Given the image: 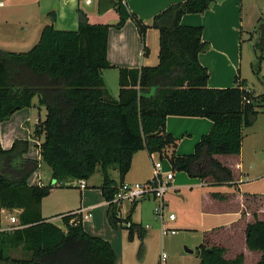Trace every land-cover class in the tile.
Wrapping results in <instances>:
<instances>
[{"label": "trees", "instance_id": "trees-1", "mask_svg": "<svg viewBox=\"0 0 264 264\" xmlns=\"http://www.w3.org/2000/svg\"><path fill=\"white\" fill-rule=\"evenodd\" d=\"M217 1L173 3L146 24L123 0H100L101 11H118L120 18L114 25L92 24L79 10L77 30L49 23L29 50L0 48V120L34 106L35 97L41 95L38 106H44L47 114L44 120L40 118L34 134L44 137L40 160L56 180L43 186L29 183L40 160L24 156L28 140L16 139L9 149L0 144V264H116L110 241L87 231L81 213H63L61 227L43 217L42 199L54 185L87 181L100 168L110 223L114 227L125 223L130 239L137 233L143 240L144 226L133 222L131 214L120 217V204L112 200L137 152L163 155L167 148H176L178 138L166 127L170 115L212 120L210 131L196 143L193 153L172 152L173 170L214 183L234 181L231 168L215 156L241 153L243 129L256 120L261 95L247 91V80L239 75L233 87H208L209 71L199 61V54L209 48L203 40L204 28L181 23L184 14L204 13ZM51 15L55 20V13ZM128 19L136 23L143 42L149 27L159 30V63L119 67V94L114 97L104 78V70L114 67L108 58L109 29L123 27ZM255 47L261 63L264 36ZM111 168L118 170L120 183L111 176ZM3 209L20 210L18 225L12 230L3 228ZM246 246L260 252L257 264H264V219L247 224ZM198 249L200 264H247L244 251L226 257L224 246L207 241ZM16 251L22 255L14 256Z\"/></svg>", "mask_w": 264, "mask_h": 264}, {"label": "crops", "instance_id": "crops-1", "mask_svg": "<svg viewBox=\"0 0 264 264\" xmlns=\"http://www.w3.org/2000/svg\"><path fill=\"white\" fill-rule=\"evenodd\" d=\"M123 1L131 12L137 14L146 24H151L157 13L170 4L184 0ZM244 6L245 0H218L204 13L184 14L181 23L183 25L203 26L204 28L203 40L209 43V48L199 54V61L209 71L208 87H233L236 85L235 77L239 75L241 79L247 80V89L258 95L249 78L242 73V47L244 16L246 15L252 20L251 27H254V21L261 19V17H258L259 13L264 15V2L250 0L245 10ZM79 10L87 14L88 20L92 24L114 25L120 18L115 8L101 11L100 0H0V48L5 51L16 52L29 50L38 41L43 27L49 23H53L58 29L77 30L79 27ZM52 13H55V20H52ZM159 36L158 29L149 27L145 42H143L133 19H128L121 28L111 26L109 29L108 58L114 67L106 70L117 69L119 73V67L157 65L160 49ZM145 45L148 48L147 50H145ZM105 83L107 86L106 78ZM38 100L35 97V104ZM31 108L18 109L10 118L5 121L0 120V144L3 148L9 149L16 139L35 141L40 156L39 145L42 140L39 139L41 137L34 136V129L29 127L33 113ZM39 120L40 117H38L37 123ZM253 125H255V121L248 127ZM166 127L168 132L178 138L176 148H169V155L174 150L179 155L191 154L194 152L196 143L204 134L210 131L212 120L201 116L170 115L167 118ZM261 138L262 136L258 133L257 128L253 129L247 136L244 133L242 150L239 155L215 156L224 165L231 168L234 176L232 182L214 183L210 178L205 180L193 179L185 172H175L172 166L166 168V172H173L174 174L168 191H173L183 198L182 207L186 216L184 219L179 218L178 220V217H176L174 220H169L167 214L164 219L156 217L154 207L157 201L151 196L135 203H129V211L126 216L122 215V207L125 202L120 204V217L125 218L131 214L132 221L142 224L146 229V235L142 240L146 246V252L148 246L158 235L159 230V234L161 233L162 226L167 225L176 228L175 224L177 222L179 225L183 224L184 227H195L197 230L202 231V242L200 244L207 241L210 245L224 246L227 252L244 251L246 256L249 253L257 254L258 262L261 253L251 251L246 246V227L249 222L254 221L256 218L264 219V146H262L264 138ZM246 142L248 145L245 146ZM246 148L248 149V156H250L248 160H245ZM165 152H167V149ZM154 154L149 153L147 150L137 152L124 181L143 182L149 180L154 173V163L160 160L155 161ZM36 182L31 181L29 183ZM117 182L120 183V179ZM91 183L92 186L87 181V187L82 189L80 203L73 206L74 209L63 213L77 209L90 211L92 216L83 220L86 230L93 235H101V237L104 235L105 239L115 244L114 248L110 242L117 255L116 264H127V253H130L135 246L132 247L130 244L140 243L141 239L136 237L130 239L128 228L127 233H120L119 235L118 229L113 230L108 227L109 202L103 196L102 182L100 183L98 179L92 177ZM184 187L189 188L190 191L194 187L201 188L200 195L191 196L193 204H196L199 208L198 212L195 207L194 211H191L189 194L182 195L181 189ZM147 201H151L154 205L152 211L159 220V223H157L158 230L156 228L152 230L150 223H146V225H149L147 228L144 225V221H148L144 210V204ZM5 213H7L9 221L5 225L2 219L3 228L11 224L9 218L11 215L18 217L20 210L3 209L2 215ZM43 217L45 216L43 215ZM190 220H195L196 223L192 224ZM118 224L123 225V223ZM161 236L164 235L161 233ZM131 241L133 243H129ZM189 241V237L183 236L178 240V244L190 245ZM200 244L196 246L198 257V246ZM166 262L167 259L165 264H167Z\"/></svg>", "mask_w": 264, "mask_h": 264}, {"label": "rangeland", "instance_id": "rangeland-1", "mask_svg": "<svg viewBox=\"0 0 264 264\" xmlns=\"http://www.w3.org/2000/svg\"><path fill=\"white\" fill-rule=\"evenodd\" d=\"M250 0H245V6L248 7ZM260 2H264V0H259ZM262 4V3H260ZM246 17V18H245ZM261 17L260 20L254 21L253 24L255 26L251 27L252 20L244 16V32H243V47H242V73L244 76L249 78V81L251 82L252 86L254 87L256 93L258 95H261L260 101L257 103L256 109L258 110V120H255V125L251 127H245L244 133L246 136L251 133L253 129L258 130V133L264 138V60L259 63L258 55L260 54V51L256 49L255 44L258 41H261L264 36V28L262 29V26H264V15L262 13H259V16ZM105 71V78L107 82V89L109 92L115 96L118 97V90H119V73L118 70H104ZM38 98V96H37ZM35 100V99H34ZM32 118L29 122V127L31 129H35L37 125L38 117L41 118V120H44L46 118L47 110L44 106H38L35 104L32 106ZM5 121V120H4ZM8 121V120H7ZM34 135V134H33ZM36 136V135H34ZM36 138V137H35ZM43 136L39 140H43ZM261 138V139H262ZM27 140V139H25ZM28 148L25 151L26 156L29 158H33L36 160H40V156L38 155V146L35 141L28 140ZM262 146H264V139L262 141ZM248 145L247 142L245 146ZM172 149V148H171ZM246 158L245 160H248L250 156H248V149L245 150ZM169 148H167L166 154H160L159 152H155L154 154V160L160 159L161 162L164 165V169L162 170L164 173H166V168L171 166L170 160H169ZM175 172H184V171H177ZM186 173V172H185ZM110 174L113 178H116L117 180L119 177V172L116 168H111ZM188 175V174H187ZM189 176V175H188ZM94 179H98V181L101 183L103 180V174L100 168L95 172V174L92 176ZM92 177L87 179L89 182V185L92 186L91 180ZM190 177V176H189ZM193 179H199L197 177H190ZM39 179L45 183V185L50 184H56V180L52 178L51 175V169L50 167L43 162L42 160L39 161V167L29 176L28 180L29 182H35L39 181ZM36 182V183H37ZM102 184V183H101ZM55 187L52 188L51 192L43 197L42 199V214L52 220L57 225L64 227V222L62 220V213L65 211H68L70 209H74L73 206L80 203L81 198V191L82 189L79 187V180H72L70 184L63 183L61 185H54ZM182 195L189 194V203H190V209L191 211L195 210L198 212L199 208L196 204H193V200L191 199L192 195L199 194L201 192V188L194 187L192 191H190L189 188H182L181 189ZM166 204H167V210L166 214L168 215L169 212L175 213L176 217L181 219H184L186 216L183 211V198L180 197V195H177V193L173 191H168L166 194ZM129 203L125 202L122 207V215L126 216L127 212L129 211ZM195 205V206H193ZM153 203L151 201H147L144 204V210H145V217L148 221H144V225L146 223H150L153 229H157V223H159V220L155 217L153 214ZM87 212V211H86ZM85 212V213H86ZM139 212V210H138ZM3 222L5 225L8 223L7 219V213L3 214ZM187 215V214H186ZM192 224H195V220H190ZM169 223V221H167ZM107 224L110 229H118L119 235L120 233H127V227L126 224H118L117 227H114L107 216ZM177 228V233L172 235H165L161 236V233L159 234L160 230L158 231V235L156 238L152 241V243L148 246L147 252H146V246L144 242L141 240L140 243L134 242V244H130L132 247L134 246V249L127 253V264H158L161 258V255L163 252L167 253V264H200V259L197 256L196 252V246L202 242V231L197 230L195 227H184L183 224H178L176 222L175 224ZM193 226V225H192ZM149 229V230H151ZM158 230V229H157ZM106 234V233H103ZM101 236V235H100ZM110 236V235H109ZM183 236L189 237V244L190 245H181L178 244V240L182 238ZM104 237V235L102 236ZM136 238H139V235L136 233ZM105 238V237H104ZM111 242V241H110ZM112 243V242H111ZM129 243H133L132 241ZM143 243V250L141 251L140 247ZM113 244V243H112ZM115 248V244H113ZM187 248L195 250V252H189L187 251ZM145 250V251H144ZM239 252H233L228 251L226 253V257H234ZM260 253V252H258ZM14 256H21V251H16L13 253ZM257 254H251L249 253L248 256H246V263L247 264H257ZM189 259V260H188Z\"/></svg>", "mask_w": 264, "mask_h": 264}, {"label": "built area", "instance_id": "built-area-1", "mask_svg": "<svg viewBox=\"0 0 264 264\" xmlns=\"http://www.w3.org/2000/svg\"><path fill=\"white\" fill-rule=\"evenodd\" d=\"M248 90L249 89H247V91ZM162 170H163V164L161 160H158L154 163V173L149 180L143 182L140 181L121 182L117 187L112 202H116L119 204H122L124 202L135 203L139 200L151 196L157 201V204L154 207V214L156 215V217L160 219H164V217H166V207H167L165 204V195L169 190L170 181L173 179L174 174L173 172L164 173ZM66 183L70 184L71 182L68 181ZM37 184L41 186L45 185V183L42 182L40 179L37 182ZM79 187L81 189H85L87 187V181L84 179L79 180ZM75 212H79L83 214L84 219L85 218L87 219L90 216H92V213L85 209H77ZM9 218L11 220V224L4 229L12 230L18 225V217L15 215H11ZM167 218L169 220H174L176 218V215L174 213H170L167 215ZM145 227L147 228L149 227V225L147 224ZM161 233L164 236L176 234L177 228L164 225L162 226ZM167 257H168L167 253L163 252L158 264H165Z\"/></svg>", "mask_w": 264, "mask_h": 264}, {"label": "water", "instance_id": "water-1", "mask_svg": "<svg viewBox=\"0 0 264 264\" xmlns=\"http://www.w3.org/2000/svg\"><path fill=\"white\" fill-rule=\"evenodd\" d=\"M41 97V95L40 94H38V98H40ZM189 252H193V250L192 249H187Z\"/></svg>", "mask_w": 264, "mask_h": 264}]
</instances>
